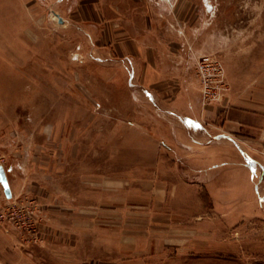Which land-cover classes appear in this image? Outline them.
Listing matches in <instances>:
<instances>
[{
  "label": "rangeland",
  "instance_id": "obj_1",
  "mask_svg": "<svg viewBox=\"0 0 264 264\" xmlns=\"http://www.w3.org/2000/svg\"><path fill=\"white\" fill-rule=\"evenodd\" d=\"M207 1L217 22L244 11ZM53 2L0 0V165L14 191L0 181V264H244V205L194 207L207 193L177 170L168 100Z\"/></svg>",
  "mask_w": 264,
  "mask_h": 264
},
{
  "label": "crops",
  "instance_id": "obj_2",
  "mask_svg": "<svg viewBox=\"0 0 264 264\" xmlns=\"http://www.w3.org/2000/svg\"><path fill=\"white\" fill-rule=\"evenodd\" d=\"M53 4L70 22L83 24V29L90 25L87 30L96 32L99 49L110 48L118 56L113 60H127L133 78L168 100L161 110L179 127L177 170L193 193H207H194V207L244 205V264H264V40L256 35L253 43L247 35L264 32V0H244V11L231 7L225 22L215 21L217 13L207 0ZM243 31L247 40L236 33ZM203 53L225 61L230 90L222 101L203 103L195 72L197 56ZM173 139L167 136L165 141ZM157 155L172 153L161 150ZM196 215L202 219L200 212ZM220 219L232 228L233 216ZM246 239L256 240L255 248ZM249 254L257 255L255 263H248Z\"/></svg>",
  "mask_w": 264,
  "mask_h": 264
},
{
  "label": "built area",
  "instance_id": "obj_3",
  "mask_svg": "<svg viewBox=\"0 0 264 264\" xmlns=\"http://www.w3.org/2000/svg\"><path fill=\"white\" fill-rule=\"evenodd\" d=\"M197 68L204 83V103L222 98L227 92L229 85L225 78L226 74L224 75L221 60L212 54H202L198 58Z\"/></svg>",
  "mask_w": 264,
  "mask_h": 264
},
{
  "label": "water",
  "instance_id": "obj_4",
  "mask_svg": "<svg viewBox=\"0 0 264 264\" xmlns=\"http://www.w3.org/2000/svg\"><path fill=\"white\" fill-rule=\"evenodd\" d=\"M0 181L2 182L6 195L11 198L13 196L12 188L8 179V175L4 165H0Z\"/></svg>",
  "mask_w": 264,
  "mask_h": 264
}]
</instances>
